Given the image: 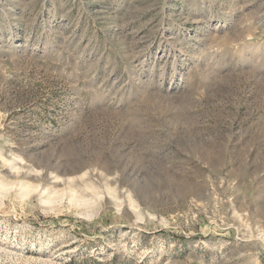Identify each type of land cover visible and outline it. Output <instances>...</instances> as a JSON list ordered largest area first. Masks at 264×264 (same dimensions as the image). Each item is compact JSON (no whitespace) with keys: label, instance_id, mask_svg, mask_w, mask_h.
<instances>
[{"label":"rangeland","instance_id":"obj_1","mask_svg":"<svg viewBox=\"0 0 264 264\" xmlns=\"http://www.w3.org/2000/svg\"><path fill=\"white\" fill-rule=\"evenodd\" d=\"M0 264H264V0H0Z\"/></svg>","mask_w":264,"mask_h":264}]
</instances>
